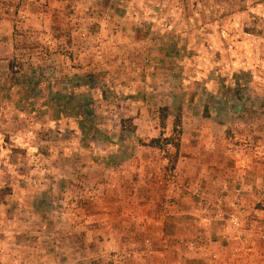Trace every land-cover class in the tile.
<instances>
[{
    "label": "rangeland",
    "instance_id": "rangeland-1",
    "mask_svg": "<svg viewBox=\"0 0 264 264\" xmlns=\"http://www.w3.org/2000/svg\"><path fill=\"white\" fill-rule=\"evenodd\" d=\"M0 18V264H264V0Z\"/></svg>",
    "mask_w": 264,
    "mask_h": 264
},
{
    "label": "trees",
    "instance_id": "trees-1",
    "mask_svg": "<svg viewBox=\"0 0 264 264\" xmlns=\"http://www.w3.org/2000/svg\"><path fill=\"white\" fill-rule=\"evenodd\" d=\"M0 22H1V18H0ZM17 63L15 62L14 59H12L9 63V71H10V75L14 76L18 71V68L16 65ZM16 77L14 76V79ZM165 110L167 107H163ZM165 119H166V113L165 112H161V123L164 124L165 123ZM177 131L180 133L182 130H181V127L179 126V129H177ZM158 138H154L151 142V145H155V143L158 142ZM10 188L9 187H4V188H0V199L3 198L4 196V193L7 192Z\"/></svg>",
    "mask_w": 264,
    "mask_h": 264
}]
</instances>
